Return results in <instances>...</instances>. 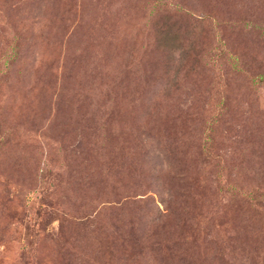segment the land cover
Listing matches in <instances>:
<instances>
[{
	"label": "rangeland",
	"instance_id": "rangeland-1",
	"mask_svg": "<svg viewBox=\"0 0 264 264\" xmlns=\"http://www.w3.org/2000/svg\"><path fill=\"white\" fill-rule=\"evenodd\" d=\"M0 264H264V0H0Z\"/></svg>",
	"mask_w": 264,
	"mask_h": 264
}]
</instances>
